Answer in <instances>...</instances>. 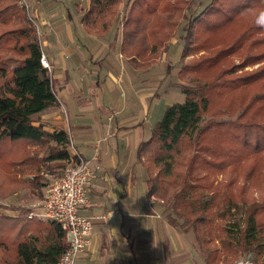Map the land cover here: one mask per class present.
Listing matches in <instances>:
<instances>
[{
	"label": "trees",
	"instance_id": "16d2710c",
	"mask_svg": "<svg viewBox=\"0 0 264 264\" xmlns=\"http://www.w3.org/2000/svg\"><path fill=\"white\" fill-rule=\"evenodd\" d=\"M84 1L80 6L82 27L97 36L105 35L116 23L118 7L125 3L87 0L86 7ZM17 2L0 0V159L11 145H26L27 155L21 162L33 174L17 180L0 170L3 200L21 190L41 198L44 174L60 176L69 158L66 131L50 132L33 125L38 115L57 106L58 101L51 71L41 64L37 30ZM172 2L177 0H133L124 27H135L140 19L148 21L152 48L158 50L166 43V51L177 25L171 16ZM201 6L189 21L186 39L194 37L196 30L210 35L235 23L239 24L234 32L238 35L221 39V48L214 55L182 65L179 75L185 72L190 74L187 80L203 83L196 88L184 87L185 100L166 106L150 137L139 144L137 156L147 174L146 196L163 208L171 226L196 242L206 264H233L247 254L254 255L251 260L257 264L264 252V203L256 202L250 192H264V121H257L264 109V66L229 79L225 76L231 71L220 72V64L246 40L248 49L264 46V27L256 23L264 5L261 0H206ZM249 15L253 18L245 22ZM122 48L123 42L124 52ZM131 56L136 58L134 53ZM181 57H185L183 50ZM263 57L264 52L249 62ZM213 91L235 93L232 106L214 111ZM237 112L234 119L214 120ZM205 113L212 119L201 125ZM8 164L14 165L12 158ZM224 173L229 177L227 182L215 180ZM238 179L244 184L235 194L231 187ZM241 204L246 207L238 220L231 210ZM0 210L17 212L11 217L0 211V264H56L67 247L58 223L27 218L30 206L2 203ZM28 220L35 223L31 228ZM224 254L229 257L224 258Z\"/></svg>",
	"mask_w": 264,
	"mask_h": 264
},
{
	"label": "crops",
	"instance_id": "0c3cea01",
	"mask_svg": "<svg viewBox=\"0 0 264 264\" xmlns=\"http://www.w3.org/2000/svg\"><path fill=\"white\" fill-rule=\"evenodd\" d=\"M27 1L58 101L33 125L69 132L80 156L99 165L88 188L89 202L79 209L92 221V242L76 264H206L196 242L171 226L163 208L146 196L147 174L137 148L150 137L162 111L157 96L144 95L125 76L123 81L117 65L112 72L105 35L90 34L83 27L84 32L79 31V0ZM89 41L92 46H87ZM90 61H99L96 69L89 67ZM92 72L95 80L89 81ZM153 104L156 114L147 119ZM95 149L98 157L92 160ZM36 198L29 192L27 201L32 205ZM28 221L31 228L35 223Z\"/></svg>",
	"mask_w": 264,
	"mask_h": 264
},
{
	"label": "rangeland",
	"instance_id": "374dc122",
	"mask_svg": "<svg viewBox=\"0 0 264 264\" xmlns=\"http://www.w3.org/2000/svg\"><path fill=\"white\" fill-rule=\"evenodd\" d=\"M26 4H28V1ZM206 0H177V2H172L173 12L171 16L177 20V25L175 27V34L171 38L168 43L167 50L165 51V47H159L158 50H154L152 48L153 44L150 40V27H147L148 21L139 20V23L135 27H129L128 29L124 27L125 21L129 16V11L131 9V5L133 0H124V4L119 5L116 15V23L108 29L105 34V49L110 55L106 61H111L113 66L112 72H116L115 65L117 68L121 70L122 76L120 78L124 81V76L128 82H135L137 85V89H139L144 95L154 93L157 101H159V105L162 108L160 112L158 120L164 114L165 108L168 105H172L174 103L183 102L185 100V95L183 93L184 87L188 88H196L198 85L202 84L201 80H187L190 77V74L183 73L179 75V71L183 64H194L198 60H202L206 56H212L221 48V39L231 38V36L235 32V28L239 26L238 23L232 24L231 26H226V28L220 31H217L215 34H210L205 32L201 33L200 30H196L194 32V37H190L186 39V28L189 25V21L195 17L202 9L201 2H205ZM80 6L83 3V0H79ZM88 4V1H86ZM261 3L264 5V0H261ZM18 7H22L26 10L25 6H22L23 3L21 0L17 2ZM28 13V12H27ZM136 13V12H135ZM255 13H251L250 15L254 16ZM134 15V14H132ZM246 16L245 22H250L253 18L252 16ZM238 24V25H237ZM35 28H37L34 22ZM79 31L82 33L84 30L82 26L78 25ZM38 29V28H37ZM36 29V30H37ZM127 30V32H126ZM262 34V33H261ZM259 34V35H261ZM84 35V34H83ZM236 35V33L234 34ZM233 35V36H234ZM238 35V34H237ZM236 35V36H237ZM264 35V34H263ZM234 36V38H236ZM222 37V38H221ZM97 39V38H95ZM95 41V40H94ZM124 43V52L123 56H119L120 43ZM202 44H209L211 47H202ZM248 40L244 41L242 48L235 53L231 54L220 64L221 71L229 70L230 73L225 76L229 79L236 76H246L258 69L263 68L264 66V57L260 58L258 61L249 62L253 56L261 54L264 52V46L255 45L252 48H247ZM87 46H92V42L89 41ZM108 47V48H107ZM187 47V49H186ZM43 48V45L41 46ZM184 48V49H183ZM182 50L184 51L185 57L182 59L181 54ZM122 51V50H121ZM132 51V52H131ZM135 54L136 58H132L131 54ZM125 57H128L126 59ZM247 62H244L247 59ZM97 59V58H96ZM101 61V60H100ZM97 62H89V67H93V69L97 68ZM88 66H85L86 71L89 70ZM176 70V72L174 71ZM131 71V72H130ZM211 72V71H210ZM213 72V71H212ZM211 72V73H212ZM175 73H177L175 75ZM214 73V72H213ZM92 73L88 74L87 80L92 81L95 80L92 77ZM94 75V74H93ZM121 80V82H122ZM118 81L119 78H118ZM139 91V92H140ZM236 94L234 93H226L220 94L217 91H213L211 96L212 104L214 105V109L223 110L224 107L232 106L231 104L234 102ZM156 102V101H155ZM154 104L147 109V113L145 118L149 119L156 114V109L154 108ZM215 111V110H214ZM150 115V116H149ZM238 115V112L235 113L233 117L223 116L216 118V121H224L234 119L235 116ZM212 119L210 113L203 114L201 125H204L208 120ZM258 123H262L264 121V109L257 117ZM20 142V141H16ZM7 147V146H6ZM30 150L32 148H29ZM5 158L0 159V170L6 173L8 176H11L17 180L27 179L30 175H32V171L27 169V164H23L21 160L24 155H27V146L25 145H11L9 149H6ZM13 153H17L19 156L15 157ZM14 157V158H13ZM7 158V159H6ZM14 162V165H9V160ZM225 180L228 181L229 177L224 173V175L219 174L215 180ZM50 180L48 178H44L42 183L43 186H46ZM225 182V183H226ZM244 182L241 179H238L235 182V185L231 187V190L238 194L241 186ZM246 184V183H245ZM44 190L42 189V197L38 198L39 200L44 196ZM250 197H252L258 203H264V192H250ZM16 194V195H15ZM10 196L8 199H1L0 204H11L17 206H32L30 205V201H27L29 192L27 190H21L17 193ZM36 198V200H38ZM29 200V199H28ZM36 200L34 202H36ZM151 200H154L151 198ZM246 207L245 204H241L235 209L231 210L234 213V217L236 219H241L243 216V208ZM35 209V208H34ZM36 210V209H35ZM5 215H17V212H13L10 210H0ZM234 220V219H233ZM232 221V220H230ZM216 225L217 220H216ZM218 229V227H216ZM217 231V230H216ZM218 231L215 233L218 235ZM220 240V238H219ZM225 240V239H224ZM198 248V245H197ZM202 254V253H201ZM200 254V255H201ZM225 255V254H224ZM235 255V254H234ZM233 255V256H234ZM254 255H240L238 260H235L233 264H241L246 259H251ZM202 257V256H201ZM229 257V254H226L224 258ZM236 258V257H235ZM234 258V259H235ZM257 264H264V252L258 257Z\"/></svg>",
	"mask_w": 264,
	"mask_h": 264
},
{
	"label": "built area",
	"instance_id": "2783aa9c",
	"mask_svg": "<svg viewBox=\"0 0 264 264\" xmlns=\"http://www.w3.org/2000/svg\"><path fill=\"white\" fill-rule=\"evenodd\" d=\"M22 6L27 8L29 5L25 0H21ZM29 18H33L29 14ZM41 64L50 70V65L42 53ZM67 151L69 158L58 177L52 178L45 186L42 199L34 202L31 212L27 218L38 217L43 220L58 223L64 232L67 247L58 258L56 264H76L77 257L87 250L92 242L93 225L89 217L79 213V209L89 202L88 188L91 186L95 177V171L99 165H91L90 160L80 156L75 149L70 138L69 132ZM98 157V149H95L92 160ZM36 210H35V209ZM241 264H256L251 259L244 260Z\"/></svg>",
	"mask_w": 264,
	"mask_h": 264
},
{
	"label": "clouds",
	"instance_id": "9594fccd",
	"mask_svg": "<svg viewBox=\"0 0 264 264\" xmlns=\"http://www.w3.org/2000/svg\"><path fill=\"white\" fill-rule=\"evenodd\" d=\"M256 23L261 26L264 27V11H261L256 18Z\"/></svg>",
	"mask_w": 264,
	"mask_h": 264
}]
</instances>
